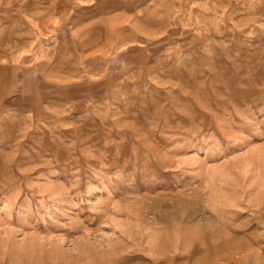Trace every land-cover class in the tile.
I'll return each instance as SVG.
<instances>
[{"label": "rangeland", "instance_id": "1", "mask_svg": "<svg viewBox=\"0 0 264 264\" xmlns=\"http://www.w3.org/2000/svg\"><path fill=\"white\" fill-rule=\"evenodd\" d=\"M217 231L264 264V0H0V264Z\"/></svg>", "mask_w": 264, "mask_h": 264}, {"label": "bare ground", "instance_id": "2", "mask_svg": "<svg viewBox=\"0 0 264 264\" xmlns=\"http://www.w3.org/2000/svg\"><path fill=\"white\" fill-rule=\"evenodd\" d=\"M220 221V220H219ZM158 236V235H157ZM203 236V234H202ZM155 237V238H154ZM154 239L153 241H156L157 243V238H156V234L154 235ZM208 238V241H206L205 239ZM202 239V238H200ZM198 240V239H197ZM238 240V239H237ZM235 240L234 238H232L229 233H221V232H214L211 235L205 236L203 237L202 241L196 244H191L188 247H184L189 251H193L194 254H196L199 251L202 255L203 258V263L205 262H209L210 260H212L211 258H213L215 260L218 259L219 261L224 259L226 260H232L233 261V255L235 254L234 252L235 249H237L236 247H238L239 242ZM176 244V243H175ZM163 245V244H162ZM153 252L155 254V258H152V262H158L159 260H164L165 262H167L166 260H170L171 258H174V254H167L166 250L161 251L159 250L158 246L154 245L153 246ZM162 248V247H161ZM174 248V247H173ZM175 249V248H174ZM183 251V250H182ZM231 251L230 255H226L227 257H224V252H228ZM234 251V252H232ZM172 253V252H171ZM54 255V254H53ZM170 255V256H169ZM200 255V256H201ZM154 256V255H153ZM222 257V258H221ZM161 258V259H160ZM182 258V257H181ZM59 261V260H58ZM213 261V260H212ZM216 262V261H215ZM225 262V263H226ZM61 263V262H60ZM197 263V262H196ZM230 262H227L226 264H229ZM57 264V263H56ZM76 264V263H75ZM198 264V263H197ZM200 264V263H199ZM215 264V263H214Z\"/></svg>", "mask_w": 264, "mask_h": 264}]
</instances>
